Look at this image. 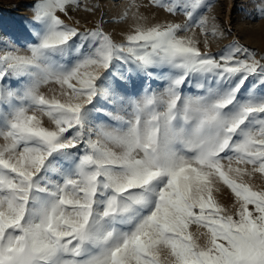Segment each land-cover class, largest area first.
Masks as SVG:
<instances>
[{
    "label": "snow or ice",
    "instance_id": "6c2138e0",
    "mask_svg": "<svg viewBox=\"0 0 264 264\" xmlns=\"http://www.w3.org/2000/svg\"><path fill=\"white\" fill-rule=\"evenodd\" d=\"M149 3L117 31L33 0L0 35V264H264V50Z\"/></svg>",
    "mask_w": 264,
    "mask_h": 264
},
{
    "label": "rangeland",
    "instance_id": "374dc122",
    "mask_svg": "<svg viewBox=\"0 0 264 264\" xmlns=\"http://www.w3.org/2000/svg\"><path fill=\"white\" fill-rule=\"evenodd\" d=\"M33 0H0V35L5 31H11L21 24L24 19L31 17L29 7ZM210 7L204 11V15L215 18L223 35L219 38L208 37L210 49L215 51L218 47L236 39L241 43L257 50L258 54L264 50V18L257 17V9L260 0H208ZM85 6L93 7V11L87 12ZM138 6V8H137ZM125 9L128 17L119 25L108 23L109 20L121 15ZM139 11L147 17L145 23H154L169 18L161 10L155 9L149 0H79V7L75 10L69 9V14L81 21V24L94 26L96 22L103 19L105 30L116 28H127L134 24L133 13ZM63 18V17H62ZM177 19L182 20V17ZM201 41L203 47L204 37L199 35V29H192L182 35H193ZM119 39V36L116 37ZM257 184L260 181H256ZM225 202L231 201L225 198Z\"/></svg>",
    "mask_w": 264,
    "mask_h": 264
}]
</instances>
